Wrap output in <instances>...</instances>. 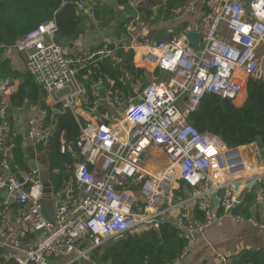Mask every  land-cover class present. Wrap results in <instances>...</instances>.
Listing matches in <instances>:
<instances>
[{
  "label": "built area",
  "instance_id": "obj_1",
  "mask_svg": "<svg viewBox=\"0 0 264 264\" xmlns=\"http://www.w3.org/2000/svg\"><path fill=\"white\" fill-rule=\"evenodd\" d=\"M94 1L74 4L83 10ZM194 8V0H183L184 11ZM207 9L199 26V49L175 36L138 48L135 61L139 67L169 76L147 86L137 82L138 105L113 80H107L101 99H92L82 82L96 74L100 61L116 60L117 47L103 45L68 55L59 43L54 19L15 43L14 49L25 58L28 71L53 105L70 111L77 120L78 107L83 104L94 114L103 105L115 107L120 114L112 124L87 121L81 125L78 148L82 161L59 193L55 219L50 221L43 214L39 169L20 176L11 173L10 152L16 135L7 139L9 104L0 102V169L7 171L0 178V188L8 196L3 202L4 214L12 202L17 204L14 223L4 214L0 216V236H36L34 246L16 257L15 264H49L51 259L73 254L70 264L81 259L91 263L94 250L108 241L140 229L159 230L166 220L186 241L180 258L169 263L179 264L197 238L215 223V211L264 230V218L234 213L242 203L236 187L253 173L241 148L230 149L217 135L200 132L188 122L207 94L236 104L247 80L264 78V0H208ZM90 17L94 19L95 14L91 12ZM10 87L11 81H5L0 93L9 92ZM47 118L48 109L39 107L29 121L28 138L35 146L49 138ZM149 150L166 155L169 164L162 172H154L144 162ZM252 180L264 184V166ZM180 185L191 189L190 199L181 194ZM223 189L225 194L216 208L212 196ZM190 202L196 204L200 218L190 215Z\"/></svg>",
  "mask_w": 264,
  "mask_h": 264
},
{
  "label": "trees",
  "instance_id": "obj_2",
  "mask_svg": "<svg viewBox=\"0 0 264 264\" xmlns=\"http://www.w3.org/2000/svg\"><path fill=\"white\" fill-rule=\"evenodd\" d=\"M76 1L78 0H0V79L2 81L22 79L18 90L10 96V107L14 109L22 107L29 92H32L34 96L39 94V87L29 71L19 73L13 69L6 56L7 52L13 49L15 43L28 32L53 19L57 22L60 38L78 39L86 31L88 18L85 14L78 12L74 4ZM118 1L121 6L128 4V0ZM182 3L183 0H168L158 12L157 19L167 21L176 17ZM94 12L101 30L108 28L115 21V11L109 6L98 4ZM150 19L149 10H141L138 22L147 23ZM126 25L118 26V32L127 35ZM116 44L109 42L110 47H118V55L122 63L111 59L100 61L96 74L90 80L82 81L88 93L93 90L92 82L101 79L106 83L110 79L116 82L117 87L125 95H128L130 86L126 84L125 76L133 80L145 79L147 72L134 64V50L125 52L122 49L125 45ZM154 75L161 77V71L156 70ZM41 107L48 109L45 126L49 128L54 122L53 116L56 112L45 104ZM9 115L10 112H8ZM55 122V130L49 137L52 147L50 162L52 171H61L66 169L61 164L73 165L75 162L67 150L68 145L73 146L77 154L80 153L78 141L81 130L80 124L68 110L60 113ZM188 122L200 132L217 135L230 149L257 143L258 132H261L260 138H264V78L248 81L247 99L241 105L223 100L215 94H207L200 102L198 109L188 116ZM62 146H65L64 154L61 153ZM11 154L12 161L22 170L28 171L19 138L15 139V147ZM61 174L63 180H68L70 175ZM256 200L257 197L253 191L248 192L234 213L252 218L251 210ZM194 215L196 218L201 217L197 206ZM185 246L186 241L179 231L169 220H166L161 223L159 230L135 231L108 241L94 250L91 264H169L180 258ZM229 264H264V253L244 251L233 258Z\"/></svg>",
  "mask_w": 264,
  "mask_h": 264
},
{
  "label": "crops",
  "instance_id": "obj_3",
  "mask_svg": "<svg viewBox=\"0 0 264 264\" xmlns=\"http://www.w3.org/2000/svg\"><path fill=\"white\" fill-rule=\"evenodd\" d=\"M194 1L195 8L193 11H184L181 7L179 14L176 17L167 21H162L157 19V15L161 8L165 4H167L168 0H128V4L126 6H121L118 0H97L87 5V7L83 10L77 9L79 13L85 14L88 18V25H86L85 27V33L75 40L62 39L59 36V43L66 52V54L79 55L89 50L96 49L100 46L109 45V42L117 43L116 45H125L122 48L125 50V52L134 50L135 54L138 51V48L144 45L145 43L162 41L168 36H175L178 38L180 37L186 42L191 34H200L199 26L201 19L208 10V0ZM98 4L106 5L113 8L116 14L115 21L112 23V25L103 30L98 27L96 19L90 17L91 12L95 14L94 11ZM127 6H131L136 10V12L138 13V18L132 19L125 23L127 24L126 27L128 33L126 35L125 33H119L117 27L121 26L120 21ZM143 9L149 10L151 14V19L147 23L138 22L140 12ZM134 20H136V23L131 26L130 24ZM201 46L202 40L199 43L198 47L194 48L199 49ZM6 56L10 60V63L15 71L19 73L28 72L25 63V58L21 56L14 48L10 49L7 52ZM115 61L117 63H122L119 55ZM134 64L137 68L144 69L147 72L145 79L133 80L129 79L127 76L124 77L126 84L130 86V89H133L135 93V84L137 82L142 83L143 86H147V84L154 81L162 80V78H169L168 74L163 72H161V77H156L154 74L157 69L153 70L139 67L135 61V56ZM249 80L244 83L246 90L243 93L239 103H236L235 105H241L246 101L247 83ZM1 81L2 80L0 79V86L3 84ZM10 81L11 87L9 89V92L5 94L0 93V102L5 100L9 104L10 115L8 116L9 120L7 139L11 140L14 138V135H16V139L19 138L21 142V152L23 155V159L26 160V166L28 171L33 168L39 169L43 184V214L45 218L50 221H53L55 219V210L59 203V193L64 189L66 182L74 176L76 167L78 163L82 161V158L80 156V153L77 154L74 151L73 146L68 145L67 150L72 156V159L75 160V162L73 163V165H68L67 163L61 164L62 167L66 168L65 170L52 171V166L50 162L52 147L50 145L49 138L45 143L39 146H35L28 138V127L29 121L31 120L32 116L39 107L45 104L46 107H52L54 110L55 105L52 104V101L48 97V95L46 98L43 96L40 90V86L35 81V83L39 87V94H37V96H34L32 92H29L28 94H31L32 100H29L27 96L26 102H24L22 107H15V109L13 107H10V96L18 90L22 79L18 78L16 80ZM101 86L105 88L106 83H104L100 79L97 82H92L93 90L91 93H88L86 87L85 89L92 99H101L102 94L104 92V90H99ZM130 89L128 95H130ZM55 112L56 114L58 113L57 111ZM78 112V120L76 118L75 119L80 124V130L81 125L85 124L87 121H93L95 123L98 122L104 124L108 122V124H112L118 119H120V114L118 113L117 109L109 105L101 106L99 112L97 114H94L90 110V106H88V104H83L81 107H78ZM55 115L53 116L54 122L56 120L54 118ZM52 125L49 128H46L48 130L49 137ZM241 151L243 153L245 163L250 168H252L251 170L253 173L252 175L243 178L239 182L237 190L240 192V194H242V200L245 194H248V192L253 191V193L257 197V200L254 206L252 207L251 217L257 220H261L264 218V184L254 183L252 185V182H254L252 180V177L257 173V169L259 167L264 166V138L261 142L257 141V143L242 147ZM11 152L10 161H12ZM64 152L65 146H62L61 153L64 154ZM153 155L154 158L157 159L159 162V159L156 156L157 154ZM160 155V157H164V160H160V163L164 165L163 168H165L167 167L166 162L168 163V159L165 154ZM12 163L17 169V172L14 175L20 176L23 172L26 171H24V169L22 170L21 168H19L13 161ZM147 165L149 166V163H147ZM61 173H67V175H70L68 180H63ZM6 174L7 171L0 169V178H3ZM249 185H252L251 188H248ZM180 188L182 192L181 194L186 199H190L192 196L191 189L184 185H180ZM7 198V192L4 189L0 188V216L4 214L3 202ZM188 209L190 215L196 218L194 215L196 204L194 202H190L188 205ZM16 213L17 204L16 202H12L10 204L9 209L7 210V212H5L4 215L12 223H14ZM215 213V223L207 231L206 235L199 236L197 238V240L193 243L189 253L180 260L179 264H229L233 258H235L244 251L264 253V230H259L245 221L238 222L232 216H223L218 211H215ZM166 219L173 220V217H166ZM141 230L146 229H140L138 231ZM35 240L36 236L34 235H29L25 238L16 235L11 239H6L0 236V263L15 264V258L24 256L25 252H27L30 248L34 246ZM16 247H18V249H16ZM74 257L75 255L73 254L64 256L59 259H51L49 260V264H70L71 262H73ZM77 264L80 263L77 262Z\"/></svg>",
  "mask_w": 264,
  "mask_h": 264
},
{
  "label": "water",
  "instance_id": "obj_4",
  "mask_svg": "<svg viewBox=\"0 0 264 264\" xmlns=\"http://www.w3.org/2000/svg\"><path fill=\"white\" fill-rule=\"evenodd\" d=\"M138 18V13L136 12V10L131 7V6H127L124 10V14H123V17L121 18V21H120V25H123L125 24L126 22L132 20V19H136ZM202 40V36L201 34H191L188 38V40L186 41V44L188 45H192L193 47H198L199 43L201 42ZM2 83H4V81H1ZM40 90L43 94V96L46 98L47 97V93L44 89L43 86H40ZM100 91H103L104 90V87L101 86L99 88ZM130 95L132 98H134V102L133 104L134 105H138L139 104V100L137 99V94L134 92L133 89H130ZM28 99L29 100H32V97H31V94H28ZM54 110L57 111L58 113L55 115V119H57L59 117V114L60 113H64L65 112V109L63 107H59V106H55L54 107ZM106 125L108 124V122L105 123ZM55 122L53 123L52 127H51V131H50V135L53 133L54 129H55ZM258 135H259V138H258V142H261L262 139L260 138V135H261V132H258ZM238 151V150H237ZM10 165V170L12 172V174H15L17 172V169L15 168L14 164L12 163V161H10L9 163ZM181 184H183V181H180ZM255 182H252V185L254 184ZM252 185H249L248 188H251ZM238 189V186L236 187V190ZM225 194V190H221L220 193H215L213 194L212 198H213V203H214V206L215 207H218L219 204H220V199L224 196ZM80 264H91L90 262L86 261V260H83L81 259L79 261Z\"/></svg>",
  "mask_w": 264,
  "mask_h": 264
},
{
  "label": "rangeland",
  "instance_id": "obj_5",
  "mask_svg": "<svg viewBox=\"0 0 264 264\" xmlns=\"http://www.w3.org/2000/svg\"><path fill=\"white\" fill-rule=\"evenodd\" d=\"M263 67H264V64H263ZM162 79L165 80L166 78H162ZM245 90H246V88H245ZM152 152H154V153H152ZM153 154H157L156 156L159 159V162L157 159L154 158ZM160 154H164V153L160 150H158V151L149 150L144 156V162L146 163V165H147V163H149L150 168H152L154 172H162L166 168V167L163 168L164 165H162L160 163V160H162V161L164 160V157L163 156L160 157L161 156ZM166 164L168 166L169 162L168 163L166 162Z\"/></svg>",
  "mask_w": 264,
  "mask_h": 264
}]
</instances>
